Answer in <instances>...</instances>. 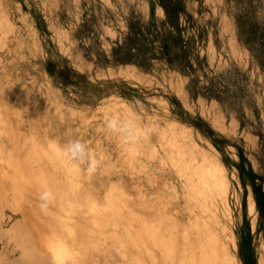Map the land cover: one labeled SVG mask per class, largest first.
I'll list each match as a JSON object with an SVG mask.
<instances>
[{
  "label": "rangeland",
  "instance_id": "obj_1",
  "mask_svg": "<svg viewBox=\"0 0 264 264\" xmlns=\"http://www.w3.org/2000/svg\"><path fill=\"white\" fill-rule=\"evenodd\" d=\"M0 12V120L8 121L0 127L12 148L37 144V164L58 177L47 226L72 229L86 218L117 246L122 219L142 214L135 209L163 222L184 182L169 157L181 148L185 159L195 152L191 166L210 159L225 175L227 197L208 214L233 241L219 260L264 264V216L251 184L264 190V0H0ZM113 116L133 126V139L107 127ZM73 139L91 150L94 170L62 156ZM190 185L179 209L195 219ZM57 247L63 257L85 250Z\"/></svg>",
  "mask_w": 264,
  "mask_h": 264
},
{
  "label": "bare ground",
  "instance_id": "obj_2",
  "mask_svg": "<svg viewBox=\"0 0 264 264\" xmlns=\"http://www.w3.org/2000/svg\"><path fill=\"white\" fill-rule=\"evenodd\" d=\"M2 13H3V10H2ZM3 18L5 17H2V19ZM4 20L6 21V19ZM0 23H1V20H0ZM0 48L2 49V45ZM30 109H31V106H30ZM62 119H63V116H62ZM5 122H8V121H5ZM5 122L3 124L7 125V123ZM1 123L2 122L0 120V124ZM45 129H48V128H45ZM5 134L6 133H4V131L0 127V137H1L0 142L3 143V145L0 144V264H236L233 258H223L222 262L219 260L221 259L222 255L224 256L229 255L227 251H231V248H230L231 246L227 240L231 241L232 237H227L228 235V233H226L227 231L219 223V221L215 218V216L208 215V214L213 213L214 210L217 211L219 209L217 199L219 197H221V199H223L225 196L227 197L226 192L228 191L227 183L225 180V175H222L221 177H218L216 175V171L218 170L215 167V162L213 160L205 159V158L201 159V158L196 157V159L198 160L196 163L198 165L191 166L190 163L195 162V160L192 158V156H195L194 155L195 152L193 153L191 150H188L187 154H185L184 152L186 156V159H185V158H182V151H181L182 149L180 147H179L180 150L178 149L174 153L173 151H169V157L172 160L171 163L174 164V167H176L177 171L179 172L180 176L178 177L181 178L182 180L184 179V182H185V183L183 182V184L179 183V185L174 186V193L176 197L178 198L177 199L178 202L171 209L169 208L170 209V211H168L169 215L168 217L163 219V222H162L161 215L160 216L158 215L157 218L154 217L155 214L152 210H149V209L145 210L141 207L135 209L137 210V213H142V214L141 215L139 214L140 216L138 217L135 215L132 216V218L135 217V219L133 220L126 219L125 221V219H122L121 223L123 224V227H122V231L120 232L121 239L119 241V245L110 246L109 244H107L108 242L106 240L107 239L106 235L103 233H99L98 230L88 226L86 224L87 223L86 218H78L79 219L77 221L78 227H74L72 229H62V228L54 227L52 225L51 226L46 225L50 223L49 215H52V214H49V212H52V209H53L52 203L55 201L54 195H53L55 192H53V190L55 187H56L55 190L59 188L57 184L58 177L52 174L53 172L52 168H50L51 169L50 170L51 172H50L48 171V168L46 171L44 166L40 164L42 167L41 168L38 165L39 163L38 161H36V159L38 158L40 159L41 154L39 155L40 157L37 158V153L34 152V150H36L35 147L37 144L35 145L34 150L32 147H31L32 150H29L28 148H27L28 150L27 149L24 150L22 147L23 145H20V146L16 145L17 147L12 148L10 145L7 144V142H4L5 139L3 137L6 136ZM45 134H48V133L45 132ZM172 136L174 135L172 134ZM45 138L47 139V137ZM45 138L44 140H46ZM26 141L28 142V140ZM34 141H35V138H34ZM12 143L14 146L15 143L14 142ZM34 143H37V141ZM43 148L41 150H45ZM169 148H172V147H169ZM41 150L39 152H41ZM46 151H47V148H46ZM166 152L167 151H165V153ZM51 160L53 161V159ZM164 161L165 160H163V163ZM188 164H190V166ZM54 170L56 171L57 169L54 168ZM60 173L62 172L60 171ZM197 173L199 176L196 182L191 176L194 174L197 175ZM88 174H90L89 171H88ZM67 175H69V173ZM61 176L62 175H60V180H62V177H63ZM92 180H94V178H92ZM55 183L57 186H55ZM188 183L191 184L190 185L191 191L193 192V194L196 195L194 201L192 198L191 205L193 206V208L191 209V212H190V213L196 212V215H194L196 217L195 218L196 220L194 219L193 216L191 215L188 216V214L187 215L185 214V212L183 211L185 210V207L184 208L182 207V209H179V206L181 205L179 194L180 192H186L185 191L186 185H188ZM194 183L196 185L195 187H194ZM122 190H123L122 193L124 194L125 191L124 189ZM45 191H48L51 193V198L47 202V206L42 208L41 204L43 203V201L41 200V195ZM89 193L91 192L89 191ZM65 195H66V192H65ZM81 196H82V193H81ZM128 199L130 200V198H127V199H123V201L124 200L126 201ZM117 201L115 200L116 203H118ZM128 202L131 203L134 201L131 200ZM123 206L124 204L122 205V207ZM124 207L126 208V205ZM7 210H9L10 212H8ZM90 212L91 214L93 213L92 210ZM204 212L207 214L205 219L202 218V215ZM58 213H60V211ZM89 213L87 212V214ZM253 213H254L253 203L252 201H250L248 202V214H253ZM16 217L18 219H16ZM154 221H157V223ZM118 223L119 221L117 222V224ZM189 223H192L193 226L189 227ZM59 224L61 225V223ZM225 225H228V223H226ZM67 226L69 227V225ZM220 226L224 228V230H222L224 232V235L220 234L221 232ZM219 240L221 241L220 244L217 242ZM59 245L63 246V248L67 245L68 247H71V249L77 247L81 249L85 248V250L81 252V254L72 253L71 255L69 254L72 251H70V253L68 251L69 253L68 257L67 256L63 257L62 256L63 253L60 250L59 251L60 253H62V255L60 256L57 254L58 253L57 246ZM114 250H117V254L119 255V257L116 260L111 262L109 261V259L113 258V254L116 255L115 254L116 252Z\"/></svg>",
  "mask_w": 264,
  "mask_h": 264
},
{
  "label": "clouds",
  "instance_id": "obj_3",
  "mask_svg": "<svg viewBox=\"0 0 264 264\" xmlns=\"http://www.w3.org/2000/svg\"><path fill=\"white\" fill-rule=\"evenodd\" d=\"M107 127L113 130H119L124 134L125 140H131L134 138L135 132L133 126L127 122L119 121L115 116L107 121ZM61 154L65 158L73 161L83 162L86 160L88 162V170H94L95 160L91 155V150L88 148L86 143L82 142L80 139H73L67 142L62 148ZM50 198L51 193L48 191H45L41 195V200L43 201L41 204L42 208L47 206V202Z\"/></svg>",
  "mask_w": 264,
  "mask_h": 264
},
{
  "label": "trees",
  "instance_id": "obj_4",
  "mask_svg": "<svg viewBox=\"0 0 264 264\" xmlns=\"http://www.w3.org/2000/svg\"><path fill=\"white\" fill-rule=\"evenodd\" d=\"M251 184L253 187V193H254V199H255L257 211L259 212V214L264 216V190L260 185H257L255 181H252Z\"/></svg>",
  "mask_w": 264,
  "mask_h": 264
}]
</instances>
